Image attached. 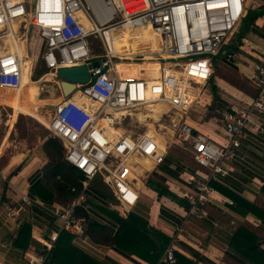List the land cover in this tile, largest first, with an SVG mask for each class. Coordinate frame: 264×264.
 I'll return each instance as SVG.
<instances>
[{
	"label": "built area",
	"instance_id": "2783aa9c",
	"mask_svg": "<svg viewBox=\"0 0 264 264\" xmlns=\"http://www.w3.org/2000/svg\"><path fill=\"white\" fill-rule=\"evenodd\" d=\"M248 9L249 0H0L1 93L18 90L22 84V60L27 54L12 48L10 40L14 34L21 36L19 29L35 27L43 40L42 63L48 70L44 75L99 61L89 69L90 80L62 96L47 122H42L60 140L65 160L83 174L78 198L54 208L63 230L85 234V217L76 209L80 199L87 200L97 176L110 186L122 213L129 212L140 198L127 172L138 166L134 159L141 156L161 163L168 145L177 143L190 145L194 161L208 171L206 178L193 179V192L184 194L190 212L201 214V205L214 192L211 179L227 173V162L247 130H263L255 115L264 114V58L252 69L257 95L246 107L232 105L223 113L226 144L197 131L186 119L213 76L212 56L231 41ZM141 26L150 27L157 37L159 48L152 56L161 64L158 77L120 69V62L131 60L117 51L115 39L108 35L118 28ZM97 39L102 52L95 54L92 44ZM144 58L141 53L133 57L135 63ZM158 135L165 137L164 143ZM23 200L32 199L24 195ZM5 211L11 216L16 212L11 205ZM57 238L53 233L43 251L51 249ZM43 251L29 255L27 264H45ZM164 261L177 262L174 245L165 249Z\"/></svg>",
	"mask_w": 264,
	"mask_h": 264
},
{
	"label": "crops",
	"instance_id": "0c3cea01",
	"mask_svg": "<svg viewBox=\"0 0 264 264\" xmlns=\"http://www.w3.org/2000/svg\"><path fill=\"white\" fill-rule=\"evenodd\" d=\"M249 7L263 8L264 0H253ZM247 14L248 10L231 41L222 48L220 69L211 78L214 90L209 81L201 102L194 108L197 118L186 116L197 131L222 145L228 142L223 113L232 105L246 107L257 95L252 69L254 63L264 58V14L243 31ZM125 42L122 49L126 48ZM4 93L0 92V103L8 100ZM49 101L56 103L55 99ZM11 107H14L13 102ZM11 117L14 123L16 114L13 112ZM1 119L0 113V125ZM255 121L263 130H247L235 156L227 162V173L211 179L214 192L212 198L201 205L200 215L190 212L184 194L193 192V179L206 178L208 171L194 161L190 147L180 143L165 152L161 163L151 161V168L139 174V182L133 181L140 198L126 214L122 213L123 208L112 189L108 186L107 191L104 190L99 181L93 186L94 180L87 200H79L80 206L93 222L109 225L114 233L120 222L96 204L120 216L132 213L167 235L170 242L166 248L174 245L176 257L177 253L181 254L196 264H264V255H255L252 260L239 251L246 249L249 243L257 244L258 250L264 251V114H256ZM42 129L32 140L20 136L16 125L9 132L7 128L5 133H0V264H27L29 255L42 252L50 236L53 233L59 236L63 231L62 219L54 213V208L67 206L71 201L58 202L47 187L43 168L49 162L45 143L51 134ZM24 195L32 200H23ZM8 205L15 208L12 216L5 211ZM24 224L30 225V231L23 236ZM84 225L87 230L86 218ZM241 231L237 237V232ZM72 234L71 242L99 264H169L164 261V253L158 263L151 262L156 254L153 243L134 236L131 227L123 229L117 244L110 240H93L87 231L84 235ZM68 259H61L60 264ZM75 260L80 261V258L77 256ZM182 264L190 263L182 260Z\"/></svg>",
	"mask_w": 264,
	"mask_h": 264
},
{
	"label": "trees",
	"instance_id": "16d2710c",
	"mask_svg": "<svg viewBox=\"0 0 264 264\" xmlns=\"http://www.w3.org/2000/svg\"><path fill=\"white\" fill-rule=\"evenodd\" d=\"M263 14H264V7L257 9L255 8L252 9L249 7L247 17L244 19L243 31L246 30V28L251 23L255 22V20ZM47 71L48 70L46 67L39 68L38 73L42 74ZM45 75L41 78V80L46 78ZM36 78L37 76L35 75L34 79ZM210 84L214 90L215 88L214 84H212V82ZM45 102L47 103L46 100H42L41 97L36 96V92H34L33 85L31 82L24 89L23 88L18 89L17 104L16 105L14 104V107H11V104H9L8 106L13 109V112L14 114H16V116L19 112L25 113V110L27 109L30 113L34 114L35 116L44 118L45 116L41 114L39 107ZM45 150L49 156V162L43 168L44 178L47 181V187L49 190L53 192L58 202L68 203L71 200L75 199L80 194L82 189V183L80 180L83 178V174L79 170H77L76 167H74L67 160H65L63 146L60 140L57 139L56 137L51 135V137L48 138V140L45 143ZM98 178L99 177L94 179L93 186H96ZM101 180L102 181L100 183H102L103 189L107 191L109 185L103 179ZM93 203L96 204L95 201H93ZM96 205L107 211L110 215L114 216L120 222V227L114 233L112 227H110L109 225L93 222L90 219L86 209L82 206H79L76 209L77 212L76 214L78 216H82L86 218V223L88 226L86 231L87 234L91 237V239L93 240L97 239L101 241L110 240L117 244L120 243L121 241L123 229L126 227L127 228L131 227L132 230L134 231V236H136L137 238L144 237L146 240H149L150 242L153 243L152 245L153 250L156 254L153 257V259H151V262L153 263L159 262L160 257L164 253L166 245L170 242V238L167 235L157 230L156 228H153L145 224L144 221H142L140 218H137V216H135L132 213H129L127 216H120L110 208H106L101 204L100 205L96 204ZM29 231H30V225L24 224L21 229L22 235L24 236ZM241 233L242 231L239 232V234L237 232L236 234L237 237ZM73 238H74V234H72L68 230H63L59 234L53 247L49 250L45 249L43 251L47 255L45 264H60V260L65 258H69V259L64 264H99L91 255H89L87 252L83 251L82 249L78 248L76 245H74L71 242ZM156 239L158 243H156ZM258 248L259 246L257 244L249 243L246 246V249L243 250L239 249V251L245 256L249 257L250 259L255 260L254 259L255 255H259V256L264 255V251L258 250ZM258 251L260 253H258ZM77 256L78 258H80V261L75 260V257ZM182 260L189 262L190 264H196L178 253H177V262L174 264H182Z\"/></svg>",
	"mask_w": 264,
	"mask_h": 264
},
{
	"label": "rangeland",
	"instance_id": "374dc122",
	"mask_svg": "<svg viewBox=\"0 0 264 264\" xmlns=\"http://www.w3.org/2000/svg\"><path fill=\"white\" fill-rule=\"evenodd\" d=\"M253 0H249V2L251 3ZM19 35L23 45H24V51L27 54V57L31 59V70H32V75L30 76V79L32 81H28L24 84H22L20 86L19 89L21 88H25L28 86V84H30L32 82L33 85V90L35 92V88L36 85H39V83L41 81H45L43 86L44 88H42L41 90V99L42 100H46L47 103L45 102L44 104L40 105L39 110L41 112L42 115H44V118H40L39 116H35L34 114L30 113L27 109L25 110L28 114L23 113V112H19L17 114V119L14 123H11L12 120V113H13V109L11 107L8 106V104H11V102H13L14 104H16L18 102V97H17V93L18 90L15 91H5L4 96L6 99V101H4L3 103H0L4 106H1L2 109L0 111L2 114V119H1V124L0 125V133H5L6 129L8 128V132L11 130V128L16 125L17 128V132L19 133L20 136H26L29 137L30 140H32L31 138L35 137V133L37 135L39 129H44L48 132V134H50L48 128L42 123L44 122V120H47L49 114L51 113V111L53 110V103H51L52 99H55V101H59L63 94L59 85V80L56 77V75L54 76H49V73L45 75V79L41 80V78L44 76V73L39 74L38 70L39 68H45L44 64L42 63V53L44 52V42L43 40H41L36 32V28L35 27H31V29L25 30V29H19ZM134 37L133 40H128L127 41V45L126 48L118 51L121 52V54L126 55L127 58H129L131 60V62H120L119 63V68L123 69L127 72H129L131 75H143L144 73L149 74L153 77H158L157 74V69L161 68V64L160 67L159 65V61L155 59V57L152 56V53L157 50L159 48V45L157 43L154 42H149L148 39H144V37ZM117 38H120L119 36H117ZM121 39V38H120ZM239 39V37H238ZM126 40L123 38L121 39V42H123L124 44H126L125 42ZM229 43V42H228ZM225 46V44H224ZM223 46V47H224ZM93 53L98 54L102 52V46H101V42L100 40H93ZM221 51L218 52L217 55L212 56V62H213V67H214V72H217L216 70L220 69V65H221ZM137 53H141V54H145V58H144V62L143 63H135L134 62V55ZM220 55V56H219ZM166 56V55H165ZM154 60V61H153ZM125 64V65H124ZM157 65V66H156ZM161 71V69H160ZM48 72V71H47ZM31 73V71H30ZM54 73V72H52ZM56 74V73H55ZM35 75L37 76L36 79ZM34 81H38L36 82V84H34ZM26 84V85H25ZM42 84V83H40ZM48 89V90H47ZM50 91V92H49ZM36 96L37 93H36ZM49 98V99H48ZM7 104V105H5ZM195 107H192L189 109L188 111V115L191 118H197V114L194 111ZM6 123V124H4ZM129 129V127H127ZM126 128V129H127ZM42 129V130H43ZM173 140L175 141L176 138H173ZM172 145V144H171ZM171 145H168L169 149L172 148ZM186 146H190L188 144H186ZM147 163L149 165H152V162L150 159L147 158ZM141 173V172H140ZM98 181L101 182L102 178L101 176H98Z\"/></svg>",
	"mask_w": 264,
	"mask_h": 264
},
{
	"label": "bare ground",
	"instance_id": "6f19581e",
	"mask_svg": "<svg viewBox=\"0 0 264 264\" xmlns=\"http://www.w3.org/2000/svg\"><path fill=\"white\" fill-rule=\"evenodd\" d=\"M17 26H18L17 23H15L14 24V27L16 29H17ZM108 35H109L110 38L115 39V41H116L115 48L117 49V51H118V49L119 50L122 49L121 48L122 47L121 39H123V38L126 41H128V40L135 41L133 39L134 37H140V36H142V37H144V39H148L149 42H154V43H157L158 44L157 37H156L155 33L148 26H141V27H122V28H118L116 30H113V31L109 32ZM117 36H119L121 39L120 38H117ZM10 40H11V47L12 48H14V47L19 48L20 54L23 56L25 54V52H24V45H23V42H22L20 36L18 37V36H16L14 34L13 37H11ZM22 64H23V79H22V84H24V83H26V82H28L30 80V76L29 75H30V71H31V59L28 58L27 56L25 58L23 57ZM157 65H159V67H160V63L157 64ZM160 69H157L158 76L160 74ZM54 75H55L54 73H49V76L50 77L51 76H54ZM45 81H47V80H45ZM45 81H41L40 83H42V84L39 83V85H36L35 92L37 93L38 97H41L40 94H41L42 88H44L43 84H44ZM44 122H47V120H44ZM153 128L154 127L151 126L150 133L153 132ZM167 132L169 134H172V130H170V129H167ZM158 138L164 143V141H165L164 140L165 139L164 136L158 135ZM133 162H135V164H137L138 166H134L135 168L133 169V171L130 170V171H127V172H129L130 178H132L133 180H137L139 182L140 181V178H139L140 172L142 173V171H144L146 168H151L152 165H149L147 163V158L141 157V156L136 157Z\"/></svg>",
	"mask_w": 264,
	"mask_h": 264
},
{
	"label": "water",
	"instance_id": "95a60500",
	"mask_svg": "<svg viewBox=\"0 0 264 264\" xmlns=\"http://www.w3.org/2000/svg\"><path fill=\"white\" fill-rule=\"evenodd\" d=\"M99 61L95 60L90 64H81L78 66L60 67L55 72L59 80V85L63 96H68L77 88L78 83H86L91 78L90 70L93 66H98Z\"/></svg>",
	"mask_w": 264,
	"mask_h": 264
}]
</instances>
